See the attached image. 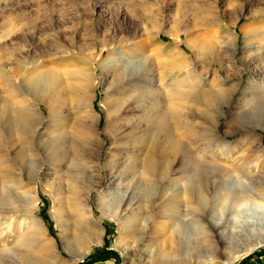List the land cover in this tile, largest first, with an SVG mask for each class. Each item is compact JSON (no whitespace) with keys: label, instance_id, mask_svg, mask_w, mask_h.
I'll return each mask as SVG.
<instances>
[{"label":"rangeland","instance_id":"rangeland-1","mask_svg":"<svg viewBox=\"0 0 264 264\" xmlns=\"http://www.w3.org/2000/svg\"><path fill=\"white\" fill-rule=\"evenodd\" d=\"M135 47L147 50L134 54L130 50ZM263 51L264 0H0V198L9 188L22 196L0 200V206L7 209L14 204L32 211V219L42 225L34 226L40 230L41 245L48 252L57 246L68 259L71 256L59 237L62 224L57 212L78 206V210L70 209L68 230L76 254L94 237L85 219L98 221L101 244H94L79 262L67 264H264V236L260 244L254 239L256 245L225 244L187 205L195 201L193 191L179 185L193 177L192 188L201 190L215 173L207 168L224 162L223 149L211 147L212 133L232 142L228 163H249L247 174L252 179L242 177L247 185L254 183V177L264 179ZM251 52L257 56L250 61ZM126 63L137 69L151 66L158 78L172 73L177 79L190 73L208 82L226 81L223 94L192 95L197 102L203 100V113H191L194 118L190 117L186 135L190 145L169 158L172 164L165 163L169 171L162 167L160 176L139 174L133 170L141 169L137 163H126L133 150L138 153V147H145L140 138L146 124L138 112L113 134L103 133L102 105L115 85L112 74ZM74 76L81 83H92L94 98L84 117L90 122L95 118L98 153L84 141L74 144L66 129L57 148V124L51 153L46 141L50 112L31 97L34 83L43 90L52 80ZM247 88L251 89L246 92ZM120 90L118 96L127 97L128 89ZM131 102L135 106L132 98ZM73 115L70 110L69 117ZM170 121L176 123V119ZM111 136L120 149L115 163L118 176L113 180L111 171L95 162L104 161ZM148 149L153 152V147ZM75 156L82 157L79 163H71ZM169 178L173 182L167 186ZM55 200L65 203L58 207ZM168 203L174 209L157 215ZM131 212H136L133 217ZM2 216L0 222L5 220ZM131 224H140L133 234ZM7 225L2 223L0 229ZM80 225L79 231L73 228ZM11 236L9 242L17 248L10 260L0 264H49L35 246L18 248V234ZM246 246L251 250L244 251Z\"/></svg>","mask_w":264,"mask_h":264},{"label":"bare ground","instance_id":"bare-ground-1","mask_svg":"<svg viewBox=\"0 0 264 264\" xmlns=\"http://www.w3.org/2000/svg\"><path fill=\"white\" fill-rule=\"evenodd\" d=\"M187 49L191 50L190 45H188ZM146 50L147 48L142 49L140 47H135L130 51L135 54ZM256 56L257 52H251L248 55V59L250 61L255 60ZM135 67L136 66L132 67L130 63H126V67L120 66L116 69V71L114 70V73L112 74L115 77V85H113L114 87L107 93V97L102 105L106 119L103 133L107 134L111 132L110 134H113L112 132H114L117 128L125 125L122 123L129 122L134 114L138 112L139 119L144 120L146 124V129H144L145 131L140 138V143L142 145L144 144L145 147H138L140 149L138 153H135L133 150L127 158L126 163H137L141 169L133 170L139 174L147 173L146 175H149L153 173L158 175L159 173H163V171L167 173L169 171V167L166 164H172V161H170L169 158L178 150H187L186 148L190 145V142L188 143L189 139H186V135L188 128L191 127L189 126L190 119L193 117H191V113L200 111L201 105L205 106L203 100L197 102L192 95H204L208 91L216 92V94L222 93V86L226 81H223L220 78H215V82H208L205 79H195L190 73L183 76L180 75L177 79L170 75L172 73L158 78L152 73L153 68H151V66L139 69ZM91 84L92 83L90 81L81 83L80 77L74 76L72 78H57V80H52L43 90L38 88L39 84L34 83L32 85L33 92L31 97L34 101H38L47 106L50 112L51 124L46 128V141L51 147V153L53 152V138L55 137L53 136V133H55L54 124H57L56 132L58 137L57 140L59 142V144H57V148H60L59 145H61L62 140L61 134L66 129L65 133L71 134L68 136L71 137L74 144L76 143V145H79L84 141L90 147L93 145L92 148L96 153H98V151L100 152V148L98 144L95 143L96 140H94L95 136L93 134L92 122L95 118H92V122H90L84 117L86 109L91 108L94 98ZM120 89H128L127 97L123 96L122 98L121 96H118L121 95ZM249 89L251 88H247L246 92ZM125 93L126 92H124L123 95H125ZM131 98L134 100L135 106L134 104L132 105V102L129 104ZM221 98L222 97L220 96V99ZM70 99L76 101V104L70 106L68 103ZM213 106H215L213 107L214 109H218L216 104H213ZM70 110L73 114H75L72 118L69 117ZM66 112H68V115L65 114ZM200 112L203 113L202 110ZM178 113L179 119L176 118ZM199 113H197V115ZM55 118L56 121H54ZM175 119L176 123L173 124V121L171 122L170 120ZM215 124L216 123L214 122L211 126L213 129L217 127ZM216 134H211L214 136V144L211 145V147L217 146L223 149L224 153L221 160L224 162L215 163L213 164L214 166L211 165V167L207 168L208 170H211L210 172L213 170L215 173L213 176L209 177L210 179H207V182L203 184L204 187L201 190L199 188H192V181H195V179H192L193 177L185 178V180H183V182H185L179 185L184 186L189 193L190 191H193L191 194H193L192 197H195V201L193 200L194 202L191 201V203L186 201L188 203L187 205L195 210L198 217L205 221L217 233L218 237L220 236L222 242L228 245L237 246L242 243H247V246H249L255 244V239L256 244H260L262 242L261 237L264 236V179L256 178L253 175L254 183L247 185L244 182L247 181L245 180L246 178L243 180L242 177H250L252 179V176L247 174L249 172V163H240V161L239 163H228L226 160L228 155L231 153V149H233L231 146L232 142L226 138H221V136ZM62 135L65 137L64 134ZM91 140L94 141V144L91 143ZM190 140L192 141V139ZM150 147H153L151 150L153 151L152 153H149L148 148ZM190 149L191 148L189 147V150ZM119 150L120 149L116 145V139L111 136V143L106 152L104 161L101 162L98 159L95 161L105 167L104 170L107 169L108 171H111L110 180H113L118 176V172L115 169V163ZM78 156H75V161H72L71 163H79V160L80 158L82 159V157L79 158ZM162 167H164L165 170L163 169V171L160 172ZM213 177L218 180H213ZM37 180H40V178ZM166 181L168 186L173 182V179L169 178ZM37 182L38 181H36V183ZM195 183L193 185H195ZM1 184L2 182L0 180V187H2ZM4 184L5 182L3 181V185ZM152 187L155 186H151V188ZM153 189L151 191H153ZM150 194L151 193H149V195ZM20 198H22L20 192H17L14 188H9V192L4 194L3 198H0V200L10 201L11 199L18 200ZM123 199H126L125 195L123 196ZM171 200L172 196H170V201ZM36 202L37 199L35 197V203ZM31 203L34 204V200ZM64 203L65 202L62 201L59 203L56 201V205L58 207L60 204ZM77 207L78 206L76 204H72V206L69 205V207L67 206L57 212L60 220L59 222L62 224V231L59 234V237L62 238L64 242V250L71 256V259H68L60 254L57 246L52 247V251L48 252L45 250L44 246L41 245V240L39 238L40 230L34 226L41 228L40 226L42 225L40 222L32 219L34 214L32 211L24 210L22 209V206L14 204H9L7 209L0 206V215H4L2 217L5 219L3 222H0V225L4 222H8L7 229H0V261L10 260L12 251L17 248L16 245L9 242L12 237V232L18 234L16 243L18 244V248L19 246H35V248L39 250V253L45 257L49 264H67L69 261L77 263L82 260L83 257L90 252L94 244H101L102 232L100 230L101 226L98 225V221L95 222V220L91 217H89V219H85L89 221L87 226L94 233V237L89 240L87 246L82 252H78L76 254L72 250V247L75 246L72 243L74 238L69 235L68 230L72 226L70 225V209L78 210ZM172 209H174L172 204H165L159 209V211H157V215L168 214L167 212H170ZM135 213L136 212H131L129 217H133ZM83 214L85 216L86 214L88 215V209L85 210ZM119 223L121 228L124 229L121 222ZM11 224L13 228L9 229V227H12ZM139 225L140 224H131L128 227L130 229V233L133 234L136 232ZM79 227L83 226H73V228L78 231ZM253 234L256 235L254 236ZM247 246L244 248V251H248L250 249V247L248 248ZM44 263L45 262L41 261L38 264Z\"/></svg>","mask_w":264,"mask_h":264}]
</instances>
